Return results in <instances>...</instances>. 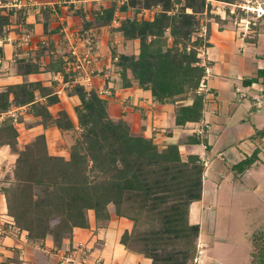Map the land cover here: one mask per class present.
Segmentation results:
<instances>
[{
	"label": "trees",
	"instance_id": "16d2710c",
	"mask_svg": "<svg viewBox=\"0 0 264 264\" xmlns=\"http://www.w3.org/2000/svg\"><path fill=\"white\" fill-rule=\"evenodd\" d=\"M211 1L236 4L241 0L112 2L96 13L89 26H111L116 13L133 11V18L119 21L117 32L125 41H139V51L119 54L114 48L113 64L123 87L137 84L151 91L155 102L175 105L177 126L204 118L206 66L199 53L211 44L208 33L202 36L200 31L204 18L220 21L211 14ZM153 9L152 18H139L143 11ZM9 25V15L0 14L1 37L6 36ZM52 57L48 69L63 74L70 83L67 94L80 100L75 109L79 135L67 159L50 153L44 135L19 150L15 118L8 116L1 124L0 146H9L17 155L12 174L4 179L8 185L1 188L15 230L26 231L32 245L41 246L51 236L59 250L65 240L73 238L75 229L90 228V211L97 228H107L113 206L117 217L133 223L120 239L125 249L149 259L150 264H197L201 230L190 223L189 216L191 205L203 198L206 166L197 155L183 158L180 146L206 140L193 136L161 148L152 138L134 134L127 122L110 118L106 101L95 90L74 83L78 75L66 74L61 58ZM16 66L22 74L41 71V64L31 60L20 59ZM260 80L264 86V70L244 83L250 86ZM56 86V82L45 86L39 81L8 86L0 92V115L28 107V113L44 127L75 130L66 111L57 117L50 111L60 103ZM263 137L264 130H260L253 139ZM259 153L256 149L232 167L235 178L252 169L260 160ZM250 241L249 264H264V231L257 230Z\"/></svg>",
	"mask_w": 264,
	"mask_h": 264
},
{
	"label": "crops",
	"instance_id": "0c3cea01",
	"mask_svg": "<svg viewBox=\"0 0 264 264\" xmlns=\"http://www.w3.org/2000/svg\"><path fill=\"white\" fill-rule=\"evenodd\" d=\"M11 1L0 0V14L9 15L10 19L6 36H0V92L13 85L39 81L51 86L56 82L60 103L50 107V111L54 117L66 111L75 125L73 131H61L56 125L44 127L28 113V107L13 108L0 115V126L8 116L15 118L19 132L17 148L23 150L37 136L44 135L52 155L69 158L70 148L79 134L75 109L80 100L67 94L70 83L65 81V76L48 68L55 56L65 62L66 74H74L67 67L71 42H88L94 57L92 81L83 85L97 93L107 92V96L100 97L106 101L111 119L124 120L134 134L152 138L161 148L193 136L206 140L201 144L184 143L180 151L183 158L199 156L206 166L203 198L191 205L189 216L190 223L199 225L201 230L197 264H222L213 257L207 260L201 255L221 238L215 216H210L209 209H205L214 203L213 182L220 190L225 181L234 180L232 167L259 149L260 160L240 177L242 185L238 190L246 196L247 184H250L257 195L264 192L263 184H259L264 179V137L253 139L257 131L264 130V86L261 80L250 86L244 83L264 70V18L247 29L244 19L251 14L241 11L233 14L229 4L210 2L211 14L219 16L220 21L204 18L200 31L202 36L208 33L211 44L199 53L202 65L206 66L202 86L206 93L204 118L199 123L177 126L175 105L155 102L151 91L137 84L123 87L113 64L112 49L116 47L119 54H128L131 48L132 41H125L121 36L120 39L117 32L119 21L130 14L116 13L117 23L111 26L89 27L102 8L127 0H23L21 7H3ZM255 3L264 9V0H255ZM42 48H46L43 53ZM20 59L39 62L41 71L22 74L16 66ZM16 159L9 146H0V264H80L81 258H86L89 264H150L149 259L125 249L120 243L121 236L132 229L133 223L117 217L113 206L109 208L111 221L105 229L97 228L95 214L90 211V228L75 229L73 238L65 240L61 249L55 248L51 236L41 246L30 244L26 231L15 230L1 191L7 186L4 179L11 174ZM250 260L251 253L248 263L243 264H249Z\"/></svg>",
	"mask_w": 264,
	"mask_h": 264
},
{
	"label": "rangeland",
	"instance_id": "374dc122",
	"mask_svg": "<svg viewBox=\"0 0 264 264\" xmlns=\"http://www.w3.org/2000/svg\"><path fill=\"white\" fill-rule=\"evenodd\" d=\"M230 8L231 7H228V9ZM239 11L245 13L244 11L237 9V12ZM152 12H155V9L151 11H143L139 15V18H152L154 15ZM128 14L130 15L127 17L133 18V11H130L127 15ZM247 18L251 19V16H247ZM255 23L258 24L259 22L256 21ZM120 36L121 35L118 34V37ZM71 44L76 45L78 48L84 46L83 42L78 43L72 41ZM127 50L128 49H126V51ZM69 51H71V45ZM120 51L122 50L120 49ZM128 51L129 53H138L139 41L136 43L132 41L131 48ZM239 179L240 178H234L236 182L228 179L222 184L223 187H221L220 190L218 185H216V182H213L212 184L214 203L213 206H207L205 209H209L210 216H215L217 227L219 226V231L221 233L219 237L221 238L215 244H210L209 248L201 254L202 258H207V260H209L210 257H213L216 261L222 264L248 263L252 250L250 236L257 230L264 231V192L257 195L252 191L253 187L250 184H247V186H249V189L247 188L248 190L245 191L247 195H240L238 187L242 185V182L239 181ZM261 183L263 184L264 189V179H262L259 184ZM214 245H216L215 248H212Z\"/></svg>",
	"mask_w": 264,
	"mask_h": 264
},
{
	"label": "built area",
	"instance_id": "2783aa9c",
	"mask_svg": "<svg viewBox=\"0 0 264 264\" xmlns=\"http://www.w3.org/2000/svg\"><path fill=\"white\" fill-rule=\"evenodd\" d=\"M23 0H12L3 5V7L12 8V7H21ZM0 6L2 4L0 3ZM232 8L231 12L233 14L236 13L237 9L244 11L247 14H251V19L247 17L244 19V24L247 29L250 28L252 24H255L256 21L264 18V9L260 7V4L255 3V0H244L240 1L236 4H229ZM114 23H117L116 20ZM29 37L26 38V41H29ZM81 48L76 47V45L71 44V59L67 61L68 70L76 73V83L79 84H90L92 81V65L94 62V57L92 50L88 47V42ZM85 84V85H86ZM98 95L101 97L107 96V92L105 90H100ZM71 262L74 261V258H71ZM80 264H89V261L86 258H81Z\"/></svg>",
	"mask_w": 264,
	"mask_h": 264
}]
</instances>
